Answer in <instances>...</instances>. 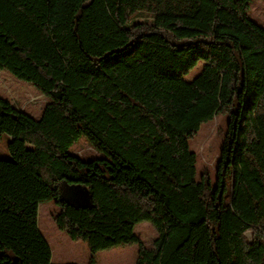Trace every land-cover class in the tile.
I'll return each mask as SVG.
<instances>
[{
	"label": "trees",
	"instance_id": "trees-1",
	"mask_svg": "<svg viewBox=\"0 0 264 264\" xmlns=\"http://www.w3.org/2000/svg\"><path fill=\"white\" fill-rule=\"evenodd\" d=\"M253 1L0 0V71L49 100L36 119L0 99V143L32 147L52 222L86 245L88 264L126 245L135 264H264V28L249 18ZM220 115L215 178L199 179L190 143ZM81 137L90 159L71 152ZM61 182L90 205L60 200ZM142 222L157 232L149 246L134 231ZM51 263L37 201L0 207V264Z\"/></svg>",
	"mask_w": 264,
	"mask_h": 264
},
{
	"label": "rangeland",
	"instance_id": "rangeland-1",
	"mask_svg": "<svg viewBox=\"0 0 264 264\" xmlns=\"http://www.w3.org/2000/svg\"><path fill=\"white\" fill-rule=\"evenodd\" d=\"M249 16L253 22L264 28L263 0H254L251 3ZM198 70L199 67L190 71L185 79L192 80ZM0 99L9 101L14 108L36 119L49 102L31 85L16 80L6 71H0ZM226 127V118L220 115L212 122L203 124L191 141L190 149L197 158L199 179L203 173H207L214 180ZM71 152L84 159H90L96 153L85 137H81L71 147ZM35 167L36 160L30 145L10 139L6 146L4 141L0 143V206L16 211L27 203L37 201L38 226L50 244L53 254L51 264H82L74 262L80 258L85 260L86 254L90 257L86 245L70 241L54 226L51 219L54 206L48 199L46 187L35 174ZM58 189L60 200L65 203L76 208L90 205V197L80 186L61 182ZM134 231L146 246L157 237L155 228L149 222L139 223ZM136 255L137 246L126 245L100 252L94 259L96 264H135Z\"/></svg>",
	"mask_w": 264,
	"mask_h": 264
},
{
	"label": "crops",
	"instance_id": "crops-1",
	"mask_svg": "<svg viewBox=\"0 0 264 264\" xmlns=\"http://www.w3.org/2000/svg\"><path fill=\"white\" fill-rule=\"evenodd\" d=\"M13 139H10V141H12ZM0 207H2V206H0ZM45 237V236H44ZM45 239H46V237H45ZM46 241H47V239H46ZM48 242V241H47ZM48 244H49V242H48ZM49 246H50V244H49ZM69 247V246H68ZM70 249H72L71 247H69ZM74 250V249H73ZM52 256H53V254H52ZM88 261H89V256H88V254H86V257H85V260H83V258H80V260H76L74 263H76V262H80V263H82V264H88ZM96 262V261H95ZM96 264V263H95Z\"/></svg>",
	"mask_w": 264,
	"mask_h": 264
},
{
	"label": "clouds",
	"instance_id": "clouds-1",
	"mask_svg": "<svg viewBox=\"0 0 264 264\" xmlns=\"http://www.w3.org/2000/svg\"><path fill=\"white\" fill-rule=\"evenodd\" d=\"M247 232H250V230H246V234H247ZM250 239H251V237H249Z\"/></svg>",
	"mask_w": 264,
	"mask_h": 264
}]
</instances>
